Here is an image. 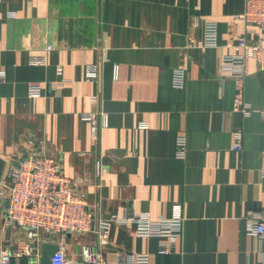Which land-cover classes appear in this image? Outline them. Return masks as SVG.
I'll list each match as a JSON object with an SVG mask.
<instances>
[{"label": "crops", "instance_id": "1", "mask_svg": "<svg viewBox=\"0 0 264 264\" xmlns=\"http://www.w3.org/2000/svg\"><path fill=\"white\" fill-rule=\"evenodd\" d=\"M244 9L245 0H0V179L35 145L61 160L102 218L171 217L182 207L183 233L169 252L160 251L166 237L139 235L129 221L111 223L105 242L96 233L56 236L70 258L82 261L90 246L114 264H135L119 259L137 253L146 264H264L263 244L247 230L252 211L264 215V69L246 62L244 113L222 68L239 37H257ZM31 82L41 83L40 95H30ZM5 200L0 247L16 246L26 233L3 226Z\"/></svg>", "mask_w": 264, "mask_h": 264}, {"label": "built area", "instance_id": "2", "mask_svg": "<svg viewBox=\"0 0 264 264\" xmlns=\"http://www.w3.org/2000/svg\"><path fill=\"white\" fill-rule=\"evenodd\" d=\"M240 17L254 26L257 37L250 42L245 37H239L232 45L234 52L226 53L223 57V71L234 78L237 91L235 106L244 113L250 112V106L242 96L246 62L255 59L258 66L264 69V0H245V9ZM206 44L217 45V24L213 21L206 23ZM89 77H96L95 67H89ZM0 71V77H3ZM185 73L177 69L174 82L177 86L184 83ZM41 92L40 82L29 84V93L38 96ZM83 118L92 125V135L99 137V123L94 112L83 114ZM103 124V123H102ZM106 124V123H104ZM103 124V125H104ZM242 132H235V149H241ZM177 153L186 154V139L179 135L177 138ZM264 176V163H263ZM6 200V213L3 219L4 227H19L25 230L24 242L12 246L8 239L0 247V264H13L15 258H25L26 264H41V245L43 242H53L60 234L85 232L96 233L101 242L107 239L110 224L133 222L136 231L143 236L166 237L167 241L160 245L161 252H169L176 239L183 233L184 216L181 205H176L171 217H152L148 212L127 213L123 216L112 214L102 218L89 207L83 189L76 188L72 180L64 173V164L56 156L40 151L33 145L27 154L15 164L9 179H0V198ZM247 230L257 235L264 250V215L252 211L248 218ZM51 257V264H114L102 260L100 250L90 246L84 248L82 261L68 256L63 243ZM119 261L135 264H146L147 254L121 255Z\"/></svg>", "mask_w": 264, "mask_h": 264}, {"label": "water", "instance_id": "3", "mask_svg": "<svg viewBox=\"0 0 264 264\" xmlns=\"http://www.w3.org/2000/svg\"><path fill=\"white\" fill-rule=\"evenodd\" d=\"M58 248L59 243L49 241L43 242L41 245V264H51V257Z\"/></svg>", "mask_w": 264, "mask_h": 264}]
</instances>
